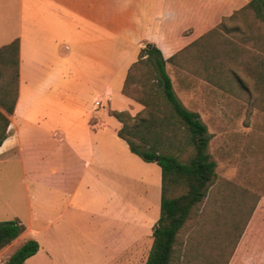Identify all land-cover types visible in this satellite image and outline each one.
<instances>
[{"label": "crops", "instance_id": "0c3cea01", "mask_svg": "<svg viewBox=\"0 0 264 264\" xmlns=\"http://www.w3.org/2000/svg\"><path fill=\"white\" fill-rule=\"evenodd\" d=\"M247 1L0 0V46L19 41L18 95L0 144V165L20 169L28 213L19 236L35 239L50 260L57 247L70 255L64 244L80 243L70 234L82 210L78 191L97 184L107 191L120 177H141L135 165L142 160L116 135L120 123L109 114L142 109L121 93L140 47L154 43L167 58ZM144 163L154 164L160 186V169ZM150 205L159 215V204ZM131 207L127 221L109 211L99 216L102 230L118 227L121 237L102 245L82 241L76 249L87 264H103L105 258L92 262L96 249L110 246V256L130 246Z\"/></svg>", "mask_w": 264, "mask_h": 264}, {"label": "trees", "instance_id": "16d2710c", "mask_svg": "<svg viewBox=\"0 0 264 264\" xmlns=\"http://www.w3.org/2000/svg\"><path fill=\"white\" fill-rule=\"evenodd\" d=\"M244 10H250L264 23V0H248L226 17ZM222 20L167 58L154 43L144 42L121 88L124 96L142 106V112L131 115L128 110L109 111L120 123L116 135L129 151L160 169L159 215L151 229L152 245L143 264H173L178 234L191 211L208 199L215 178V162L208 152L211 134L199 114L187 109L176 96L166 62L178 65L181 58L192 65L193 74L220 88L222 80L230 79L243 86L235 68L246 64L244 67L264 83V59H258L264 50L260 38L264 37L253 35L256 29L248 26L232 28L241 32L237 37L227 36ZM245 44L251 47H243ZM18 48L17 38L0 46V144L7 135L8 116L18 95ZM251 62H255V68ZM226 183L232 188H225V194L220 191L218 198L210 195L209 213L205 209L198 232L187 235L182 264L228 263L259 197L256 195L248 207L242 195H236L238 188ZM24 230L17 218L0 220V250ZM38 248V242L28 238L1 264H23Z\"/></svg>", "mask_w": 264, "mask_h": 264}, {"label": "rangeland", "instance_id": "374dc122", "mask_svg": "<svg viewBox=\"0 0 264 264\" xmlns=\"http://www.w3.org/2000/svg\"><path fill=\"white\" fill-rule=\"evenodd\" d=\"M222 23L227 27V36L237 37L241 32L231 31L232 28L242 29L248 26L256 29L252 32L253 35L257 33L264 37V23L250 10L226 17ZM260 40V47H264V38ZM243 47L251 45L245 44ZM180 59L178 65L166 62L165 69L180 102L187 109L199 114L211 134L208 152L215 162V178L209 187L208 199L191 211L185 227L178 234L173 264H182L181 255L186 237L198 232L199 225L204 221L203 211L206 209L208 212H205L209 213L210 195L218 198L220 191L225 194V188H232L226 181L238 188L236 195H242L248 207L253 204L256 195L259 197L230 264H264V83L261 84L256 73L246 69V64H243L235 68L243 86L240 87L230 79L229 82L222 80L223 87L220 88L193 74L192 65H187ZM258 59H264V50L259 52ZM250 66L255 68V62H251ZM141 112L142 110L137 113ZM143 163L141 161L135 165L141 172V177H120L114 188L107 191L99 184L93 185V188L86 185L78 191L76 201L82 210L72 220L69 217L74 228L70 233L73 236L71 240L77 244L82 241L86 244L88 241L102 245L121 237L116 226L115 230H102L99 216L109 211L115 219L123 218L127 221L128 205L132 206L130 246L119 254L110 256V246L106 251L103 248L96 249V255L91 257L92 262L105 258L103 264H143L146 260L152 245L151 229L158 218V213H152L153 207L150 203L159 204L160 186L155 183L154 164ZM19 180L18 167L0 165V220L18 217L23 223L27 221V203L21 196L24 192ZM103 204L107 205L106 208ZM110 204L113 208L109 210ZM121 209H125L124 215L120 214ZM56 237L58 239V235ZM28 238L21 235L1 249L0 264ZM59 241L62 242V235ZM64 245V253L70 254L67 257L62 256V247L53 249L51 260L45 256L44 251L38 250L23 264H63L62 258L68 259V264H73L74 260L87 264V257L78 255V245Z\"/></svg>", "mask_w": 264, "mask_h": 264}, {"label": "built area", "instance_id": "2783aa9c", "mask_svg": "<svg viewBox=\"0 0 264 264\" xmlns=\"http://www.w3.org/2000/svg\"><path fill=\"white\" fill-rule=\"evenodd\" d=\"M96 103H98L99 101L97 100V101H95Z\"/></svg>", "mask_w": 264, "mask_h": 264}]
</instances>
